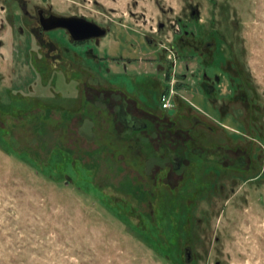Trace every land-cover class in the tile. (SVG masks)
Masks as SVG:
<instances>
[{
  "label": "rangeland",
  "instance_id": "rangeland-1",
  "mask_svg": "<svg viewBox=\"0 0 264 264\" xmlns=\"http://www.w3.org/2000/svg\"><path fill=\"white\" fill-rule=\"evenodd\" d=\"M0 264H264V0H0Z\"/></svg>",
  "mask_w": 264,
  "mask_h": 264
},
{
  "label": "flooded vegetation",
  "instance_id": "flooded-vegetation-1",
  "mask_svg": "<svg viewBox=\"0 0 264 264\" xmlns=\"http://www.w3.org/2000/svg\"><path fill=\"white\" fill-rule=\"evenodd\" d=\"M37 14H38V22L40 25L39 29H38V33L40 35H42L44 32H47L49 30H44L43 26L40 23V19L46 18L53 13L47 12L42 8H38ZM60 29L67 31L64 28H60ZM97 38H99V37L83 39V40H73L72 38L71 39L74 43H81V42H85L88 40H93V39L95 40ZM170 59H171V56H170ZM163 67H166V66L163 64H159V63L156 65V68L158 70L162 69ZM164 70L165 69H162L161 71H164ZM202 74H203L202 76H203L204 80L209 79V76L206 72H204ZM171 77L175 78L174 72L171 73ZM185 77L186 76L183 74L182 78H185ZM178 78H180V77H178ZM170 82H172V87L174 89V92L176 91V88L174 87V81L169 80L168 85L165 82V86H163V89L161 90V92L167 89V87L170 85ZM207 87L209 90H212L210 85H208ZM161 92H160V94H161ZM173 98H175V96ZM173 100H172V104L174 106ZM172 107H170V108H172ZM170 108H168V109L162 108V109L170 110ZM117 114L120 116V118H122V121H120V124H121V126H124V128H125L123 132L127 133L129 137L135 138L136 143H138V145L142 148V150L146 151V153L149 152L148 154H150L153 151L156 155L161 154V156H163L165 158L171 157L172 161H174V162H172L173 169L175 171L181 170V168L183 167L184 152H182V143L180 141H178L176 146L174 147L176 149V151H178L176 154H175L176 151L171 149V147L168 146L167 144H163V143L155 144L156 141H154L152 134H154L156 130L154 131L152 128V131H151V129H149V127H148V122H144V121H142V117L134 115V113L129 109V104L125 98H122V100L120 101ZM157 147L160 148L158 151H157V149H158ZM162 149H163V151H162ZM195 151H197V149H195ZM199 152L201 153L202 151L200 150Z\"/></svg>",
  "mask_w": 264,
  "mask_h": 264
},
{
  "label": "water",
  "instance_id": "water-1",
  "mask_svg": "<svg viewBox=\"0 0 264 264\" xmlns=\"http://www.w3.org/2000/svg\"><path fill=\"white\" fill-rule=\"evenodd\" d=\"M40 23L44 30L64 28L73 40H83L104 36L106 30L97 23L80 16H65L51 14L46 18H41Z\"/></svg>",
  "mask_w": 264,
  "mask_h": 264
},
{
  "label": "built area",
  "instance_id": "built-area-1",
  "mask_svg": "<svg viewBox=\"0 0 264 264\" xmlns=\"http://www.w3.org/2000/svg\"><path fill=\"white\" fill-rule=\"evenodd\" d=\"M170 59V56H169ZM174 93V89L172 87V82H170V85L167 87L166 90L162 91L159 97L161 107L168 109L172 105V95Z\"/></svg>",
  "mask_w": 264,
  "mask_h": 264
},
{
  "label": "trees",
  "instance_id": "trees-1",
  "mask_svg": "<svg viewBox=\"0 0 264 264\" xmlns=\"http://www.w3.org/2000/svg\"><path fill=\"white\" fill-rule=\"evenodd\" d=\"M159 97H160V95H159Z\"/></svg>",
  "mask_w": 264,
  "mask_h": 264
}]
</instances>
